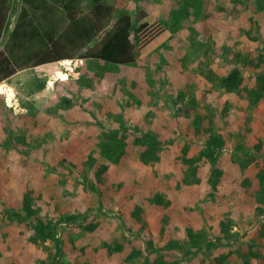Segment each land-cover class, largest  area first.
<instances>
[{"label":"rangeland","instance_id":"374dc122","mask_svg":"<svg viewBox=\"0 0 264 264\" xmlns=\"http://www.w3.org/2000/svg\"><path fill=\"white\" fill-rule=\"evenodd\" d=\"M107 1L115 18L142 8L172 36L132 64L77 57L20 70L3 98L11 112L0 103V264H47L58 248L55 264H264V95L251 91L264 74V0ZM17 14L14 0L12 25ZM154 54L176 65L158 73ZM183 55L197 57L188 80ZM235 69L246 85L227 89L221 78ZM141 85L160 88L151 124L131 120L148 106ZM137 139L157 149L135 151L147 147ZM37 218L65 224L44 238ZM172 240L182 247L164 248Z\"/></svg>","mask_w":264,"mask_h":264},{"label":"trees","instance_id":"16d2710c","mask_svg":"<svg viewBox=\"0 0 264 264\" xmlns=\"http://www.w3.org/2000/svg\"><path fill=\"white\" fill-rule=\"evenodd\" d=\"M16 2L18 14L12 25L10 17L14 11V0H0V43L4 41L0 48V84L20 70L77 57L98 59L110 64L136 63L162 47L172 36L167 25L142 8L134 17L129 13H120L115 18V7L107 0ZM221 82L225 88L232 90L246 85L240 69L222 77ZM251 91L258 97L264 95V74L256 76L255 88ZM137 140V143L146 144L147 155L157 149L153 139ZM99 211L108 214L103 207ZM26 212L29 217L32 216L28 209ZM87 213L69 217L68 224L84 222L88 219ZM37 220L39 223L35 231L44 238L54 239L56 224H65L62 219L55 223H46L40 218ZM46 229H50L48 235ZM224 239L229 241L231 238L218 237L216 243L209 241V247L215 248ZM173 247H182L181 240H172L164 248ZM196 249L202 250V247L197 246ZM57 253V257L47 264H55L64 254L61 248Z\"/></svg>","mask_w":264,"mask_h":264},{"label":"crops","instance_id":"0c3cea01","mask_svg":"<svg viewBox=\"0 0 264 264\" xmlns=\"http://www.w3.org/2000/svg\"><path fill=\"white\" fill-rule=\"evenodd\" d=\"M166 43H168V41L166 42ZM165 43V44H166ZM164 44V45H165ZM163 47V46H162ZM161 48V47H160ZM159 49V48H158ZM156 51V50H155ZM152 53H154V52H152ZM188 57V58H187ZM146 59V58H145ZM184 59L186 60L185 61V64L183 63V68H181V71L183 70V76L184 77H186V79L188 80V72L189 73H195V71H194V69L195 70H197V68H198V65L196 64V59H197V57L195 56V55H183V61H184ZM160 61L159 60V58H157V56L154 54V56H153V58L151 59V61H150V64H148L149 65V67H153V70H154V68L156 69V71L159 73V69H162V70H170V68L173 66V65H176L175 63L173 64L172 63V65L170 64L169 65V62L167 61L168 60V58L166 57V56H164V58H163V63H160V62H157V63H155V61ZM176 60H177V62H178V64H179V66L181 67V64H180V61H181V59L179 60V59H177L176 58ZM179 60V61H178ZM59 62H61V61H59ZM49 64H52V63H49ZM195 65V66H194ZM191 69V70H190ZM188 72H187V71ZM22 73H25V75H28L27 77L28 78H26V80L28 81V79H29V77H31V74H26L27 73V71L26 72H24V71H21ZM19 73H20V71L19 72H17L15 75H13L11 78H9L8 80H6V81H4L3 83H1V84H3V85H5L6 84V86H7V88H6V91H0V103L4 106V105H6L4 102H3V98L4 97H8L9 98V96H8V94H10V93H14L15 92V90H16V83L18 82V81H20L21 82V78L19 77ZM37 73V72H36ZM65 74H67V73H65ZM34 77H35V79H36V77H38V79L39 78H42V79H44V77L45 76H43V75H41V74H39V73H37L36 75H33ZM61 75H60V72H58V79H60L61 77H60ZM60 77V78H59ZM154 78H150L152 81H154L155 80V76H153ZM34 79V78H33ZM41 81V80H40ZM43 81V80H42ZM60 81H66L65 79H60ZM19 82V83H20ZM18 83V84H19ZM0 84V85H1ZM101 82L100 81H94V82H91V88H100L101 87ZM120 89L121 87L118 85L117 86V89ZM118 89V90H119ZM158 89H160L158 86L156 87V86H154V87H148V85H141V89H137V91H139L136 95H140V97L139 98H137V101H140V100H142V98H143V100H148V106H146V108H145V112L144 113H141L142 114V116L140 115V110L138 109L137 111H138V114L136 115H134L135 117L134 118H131V120H132V122H133V124H151V119H152V117L154 116V115H156L155 113L157 112V98H159V96H157V95H153L154 94V92H156L157 93V91H158ZM101 92H102V90H101ZM90 95H95L94 96V102L97 104V105H101V104H104L105 103V101H104V99L102 98V96H101V94L98 92V93H95L94 94V92H91V94ZM137 96V97H138ZM164 98V97H163ZM9 100V99H8ZM92 100V99H91ZM134 100V98L133 97H129V103H135V102H137V101H133ZM13 103H14V100L12 101ZM143 102V101H142ZM141 102V103H142ZM8 105H11V104H8ZM107 106V105H106ZM112 106V108L114 109V111L116 112V114L119 116V117H123V113H122V109H121V105H119V104H117V105H111ZM4 108H5V110H7V111H9V112H11V109H10V107H8V108H6L5 106H4ZM135 110V109H134ZM6 111V112H7ZM132 111H133V109H132ZM9 116V114H7V116L6 117H8ZM138 117V118H137ZM142 118H147V119H142ZM134 120V121H133ZM0 124H1V122H0ZM115 124H121L120 122H117V123H115ZM8 126L9 125V123H8V120H7V118H4V124H3V126ZM6 136H7V134H6ZM101 136V138H100V141H102V135H100ZM91 136L89 135V136H87V137H84V140L86 141V140H91ZM136 138H138V136H136ZM82 141L83 143H85V141ZM86 142H89V141H86ZM163 148H164V146H163ZM133 149L135 150V151H138V152H141V151H143V150H146L147 149V147H145V146H143V145H141V144H135V146L133 147ZM91 148H90V151L89 152H85V155L87 156V155H89L90 154V152H91ZM137 155H139V153L137 154Z\"/></svg>","mask_w":264,"mask_h":264}]
</instances>
